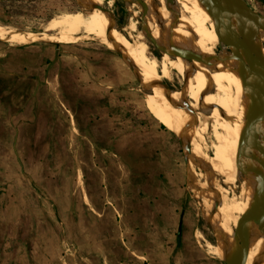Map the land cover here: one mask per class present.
Segmentation results:
<instances>
[{
    "label": "rangeland",
    "instance_id": "1",
    "mask_svg": "<svg viewBox=\"0 0 264 264\" xmlns=\"http://www.w3.org/2000/svg\"><path fill=\"white\" fill-rule=\"evenodd\" d=\"M243 1L264 15V0ZM78 8V0H0V25L40 31ZM110 11L126 25L124 1ZM144 39L148 56L162 59ZM180 81L173 73L166 83L181 90ZM98 128L111 133L105 148ZM115 143L146 149L152 178L134 173ZM186 183L179 140L147 111L117 51L94 41H0V264H225L205 249L216 241Z\"/></svg>",
    "mask_w": 264,
    "mask_h": 264
},
{
    "label": "bare ground",
    "instance_id": "2",
    "mask_svg": "<svg viewBox=\"0 0 264 264\" xmlns=\"http://www.w3.org/2000/svg\"><path fill=\"white\" fill-rule=\"evenodd\" d=\"M123 1L128 16L122 27L112 18L113 0H78L77 12L57 15L40 31L0 25V41L15 46L94 41L109 51H117L132 68L147 111L173 132L183 146L187 160L186 188L205 211L204 220L209 223L216 241L213 246L205 244V249L224 260L239 221L260 196L243 183L237 169V151L246 128V76L228 73L226 66L174 59L167 53H161L160 60L149 57L145 33L137 31L141 8L134 0ZM140 1L148 13L145 29L158 45L166 47L174 22L166 0ZM173 3L179 16L173 34L176 48L195 49L201 56H220L218 29L208 14L206 1L173 0ZM258 39L264 56L263 29H259ZM173 73L183 81L181 90L166 83L171 84ZM213 210L214 216L210 219ZM263 252L264 243L254 235L247 246L244 264H264Z\"/></svg>",
    "mask_w": 264,
    "mask_h": 264
},
{
    "label": "water",
    "instance_id": "3",
    "mask_svg": "<svg viewBox=\"0 0 264 264\" xmlns=\"http://www.w3.org/2000/svg\"><path fill=\"white\" fill-rule=\"evenodd\" d=\"M205 1L208 14L218 29L220 56H201L195 49L185 51L176 48L173 34L179 23V16L174 11L173 0H166L167 8L174 16L169 43L166 47L158 45L144 27L147 11L140 0L133 2L141 8L142 32L160 54L167 53L174 59L198 60L213 67L226 66L228 73H244L246 76L244 91L246 128L237 151V169L243 183L260 196L239 221L234 230L231 247L224 258L225 264H244L245 252L251 238L256 235L264 243V56L258 39L259 29L264 30V15L252 10L243 0ZM155 10H158L157 5ZM112 18L116 22L113 13ZM181 147L185 157V150L182 145ZM185 162L187 165L186 157ZM216 208L215 206L214 209ZM213 216L214 210L210 219H213ZM207 224L212 232L209 223ZM261 258L264 259V252Z\"/></svg>",
    "mask_w": 264,
    "mask_h": 264
},
{
    "label": "trees",
    "instance_id": "4",
    "mask_svg": "<svg viewBox=\"0 0 264 264\" xmlns=\"http://www.w3.org/2000/svg\"><path fill=\"white\" fill-rule=\"evenodd\" d=\"M62 84H63V88L66 91L71 90V87L65 82H63ZM97 133L98 135L95 138L96 139L95 142L99 144V146L103 144H107L109 137L111 136V133H109L108 131H105V129L103 130L100 128H98ZM117 146L118 145H116V143L113 145L114 152L117 155H119V157H121L123 161L126 162L127 164L131 163L132 165L131 168L133 169L134 173L135 172L140 173V174L144 173L146 177L145 179H148V180L152 178L151 172H152L153 166L155 165V162L150 159V155L148 154L146 149L136 148V146L132 144L128 146L126 149L120 150ZM100 147L105 148L106 146L105 147L100 146ZM182 230H183V223L180 222L179 231L177 233L178 244H180L181 242V237H182L181 234L183 233Z\"/></svg>",
    "mask_w": 264,
    "mask_h": 264
},
{
    "label": "flooded vegetation",
    "instance_id": "5",
    "mask_svg": "<svg viewBox=\"0 0 264 264\" xmlns=\"http://www.w3.org/2000/svg\"><path fill=\"white\" fill-rule=\"evenodd\" d=\"M111 12L113 13V16H114L115 21L120 23V19L121 18L119 16V14L118 13H115L114 11H111Z\"/></svg>",
    "mask_w": 264,
    "mask_h": 264
}]
</instances>
